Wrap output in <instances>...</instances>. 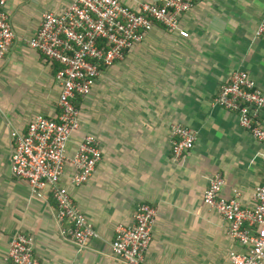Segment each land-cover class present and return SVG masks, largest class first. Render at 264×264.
Here are the masks:
<instances>
[{
	"label": "crops",
	"instance_id": "1",
	"mask_svg": "<svg viewBox=\"0 0 264 264\" xmlns=\"http://www.w3.org/2000/svg\"><path fill=\"white\" fill-rule=\"evenodd\" d=\"M76 0H8L5 12L14 38L0 60V264L17 233L34 241L40 264H122L111 251L114 229L129 226L138 205L157 209L144 264H232L246 249L233 241L227 224L203 203L208 178L224 179L222 196L235 191L244 208L255 206L263 181L264 143L239 125L237 114L213 105L231 73H248L264 94V38L255 36L264 0H196L179 16V29L155 23L122 61L101 69L90 93L78 97L79 129L67 144L71 158L85 136L96 138L102 159L90 179L71 184L67 163L59 184L92 223L98 237L79 251L60 235L56 204L31 195L11 173L15 140L36 116L56 119L60 65L29 46L43 13L61 14ZM139 12L143 3L120 0ZM264 127V110L260 113ZM197 133L189 154L171 155L170 126Z\"/></svg>",
	"mask_w": 264,
	"mask_h": 264
},
{
	"label": "built area",
	"instance_id": "2",
	"mask_svg": "<svg viewBox=\"0 0 264 264\" xmlns=\"http://www.w3.org/2000/svg\"><path fill=\"white\" fill-rule=\"evenodd\" d=\"M8 0H0V60L8 53L14 33L5 12ZM196 0H160L159 4L143 3L136 12L120 0H76L61 14L43 13L36 35L29 46L46 59L60 65L56 79L60 86L56 119L36 116L23 135L12 133L15 140L10 159L12 175L24 181L32 196L44 200L45 190L56 204V220L60 235L79 251L89 248L98 237L83 213L76 207L67 188L59 184L67 163L76 173L71 184L86 183L102 159L95 137L85 136L75 154L67 156V144L79 129L78 97L87 96L101 69L122 61L124 55L143 41L155 23L167 30L179 29V16L191 10ZM255 36L264 38V18ZM213 105L237 114L239 125L253 138L264 143V127L260 113L264 110V94L249 77L237 69L228 82L222 84ZM173 160L184 159L192 150L197 133L181 124L170 126ZM224 179L220 175L208 178L203 203L216 211L227 224L229 237L246 250L231 253L232 264H264V172L263 181L254 192L255 206L242 207L239 193L232 198L221 194ZM157 215L155 206H137L131 225L118 224L111 243L113 256L122 264H144L145 253L152 240V227ZM4 264H40L34 253V241L25 233L15 234L9 242Z\"/></svg>",
	"mask_w": 264,
	"mask_h": 264
}]
</instances>
